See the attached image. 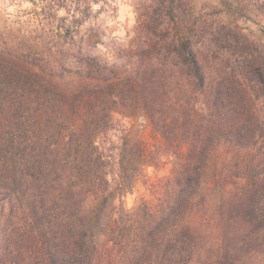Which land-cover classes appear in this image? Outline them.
Masks as SVG:
<instances>
[{"label": "trees", "instance_id": "1", "mask_svg": "<svg viewBox=\"0 0 264 264\" xmlns=\"http://www.w3.org/2000/svg\"><path fill=\"white\" fill-rule=\"evenodd\" d=\"M29 1L53 44L27 30L0 45V264L263 256L264 43L194 0H146L123 61L107 62L77 38L111 0ZM220 1L264 15V0ZM167 163L153 197L126 208L145 167Z\"/></svg>", "mask_w": 264, "mask_h": 264}, {"label": "rangeland", "instance_id": "2", "mask_svg": "<svg viewBox=\"0 0 264 264\" xmlns=\"http://www.w3.org/2000/svg\"><path fill=\"white\" fill-rule=\"evenodd\" d=\"M146 0H111L106 6V10L101 11L95 20L86 22L80 28L78 36L79 44H83L90 50L93 56H98L107 62H122V56L118 48H125L130 37L133 36L132 29L135 24L134 10L140 5H148ZM101 2L94 5L100 7ZM193 8L197 12L211 13L216 11L214 16L220 17L224 21H231L243 28V31L264 43V15L256 20H248L240 17L232 9H226L220 0H194ZM214 7L216 9L214 10ZM224 10L222 12L221 10ZM227 12V14H225ZM34 10L29 0H0V45L7 43L14 45L18 42V37L24 31H31V35L39 40L43 49L51 46L52 39L43 38L41 28H37L36 22L32 18ZM98 32V36L92 37L90 41H85V37L90 33ZM83 35V36H82ZM83 38L80 39L79 37ZM44 42V43H43ZM119 53V54H118ZM120 118V117H118ZM119 123L124 126L134 125L138 128L139 121L134 119L121 118ZM142 138L151 146L154 143L151 128L148 125L139 127ZM170 164L159 166L148 164L143 172V177L138 180L134 189L127 193L122 201L126 208H131L141 200L151 199V185L158 179L165 178L170 173ZM247 264H264V255L250 257Z\"/></svg>", "mask_w": 264, "mask_h": 264}]
</instances>
